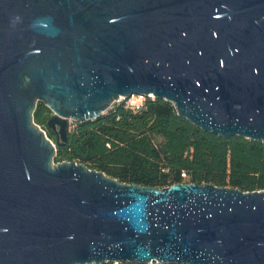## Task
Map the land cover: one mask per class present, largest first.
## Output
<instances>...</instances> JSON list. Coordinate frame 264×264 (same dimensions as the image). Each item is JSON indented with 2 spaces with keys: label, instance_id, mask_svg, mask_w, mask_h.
<instances>
[{
  "label": "water",
  "instance_id": "1",
  "mask_svg": "<svg viewBox=\"0 0 264 264\" xmlns=\"http://www.w3.org/2000/svg\"><path fill=\"white\" fill-rule=\"evenodd\" d=\"M130 97L264 143V0H0V264H264V190L54 163L38 101L63 145Z\"/></svg>",
  "mask_w": 264,
  "mask_h": 264
},
{
  "label": "trees",
  "instance_id": "2",
  "mask_svg": "<svg viewBox=\"0 0 264 264\" xmlns=\"http://www.w3.org/2000/svg\"><path fill=\"white\" fill-rule=\"evenodd\" d=\"M130 98L96 119L71 123L63 145L47 127L52 112L38 101L33 121L56 144L54 163L76 161L145 187L211 183L244 192L264 190V143L205 132L179 117L164 99L145 97L130 105Z\"/></svg>",
  "mask_w": 264,
  "mask_h": 264
},
{
  "label": "bare ground",
  "instance_id": "3",
  "mask_svg": "<svg viewBox=\"0 0 264 264\" xmlns=\"http://www.w3.org/2000/svg\"><path fill=\"white\" fill-rule=\"evenodd\" d=\"M141 101H142V98H140V97H132V98L129 99V102H131V103H138V102H141Z\"/></svg>",
  "mask_w": 264,
  "mask_h": 264
},
{
  "label": "rangeland",
  "instance_id": "4",
  "mask_svg": "<svg viewBox=\"0 0 264 264\" xmlns=\"http://www.w3.org/2000/svg\"><path fill=\"white\" fill-rule=\"evenodd\" d=\"M140 98H142V100L145 98V97H140ZM128 103L130 104V105H138V104H140V102H138V103H131V102H129V100H128ZM70 126V125H69ZM105 264H110V263H105Z\"/></svg>",
  "mask_w": 264,
  "mask_h": 264
},
{
  "label": "built area",
  "instance_id": "5",
  "mask_svg": "<svg viewBox=\"0 0 264 264\" xmlns=\"http://www.w3.org/2000/svg\"><path fill=\"white\" fill-rule=\"evenodd\" d=\"M122 99H119L116 103H118L119 101H121ZM110 264H121V262H119V261H115V262H112V263H110Z\"/></svg>",
  "mask_w": 264,
  "mask_h": 264
}]
</instances>
